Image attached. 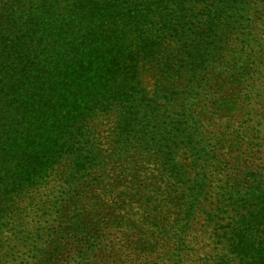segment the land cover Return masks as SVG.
<instances>
[{
	"label": "trees",
	"instance_id": "obj_1",
	"mask_svg": "<svg viewBox=\"0 0 264 264\" xmlns=\"http://www.w3.org/2000/svg\"><path fill=\"white\" fill-rule=\"evenodd\" d=\"M0 264H264V0H0Z\"/></svg>",
	"mask_w": 264,
	"mask_h": 264
},
{
	"label": "rangeland",
	"instance_id": "obj_2",
	"mask_svg": "<svg viewBox=\"0 0 264 264\" xmlns=\"http://www.w3.org/2000/svg\"><path fill=\"white\" fill-rule=\"evenodd\" d=\"M150 80V81H149ZM146 81L151 83V79H149ZM114 119H115V116L114 115H108L106 117V119L103 121L102 125L98 127V129H100L101 133H102V137H104V139L102 141H104V145L107 146V143H108V133L110 132V129L112 127V124H114ZM109 129V130H108ZM201 237L203 238V240H206V235L202 233ZM204 245V243H203ZM205 247V246H204Z\"/></svg>",
	"mask_w": 264,
	"mask_h": 264
}]
</instances>
